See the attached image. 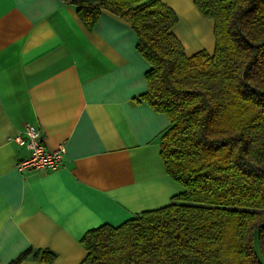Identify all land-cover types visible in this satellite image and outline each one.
<instances>
[{
	"label": "crops",
	"instance_id": "crops-1",
	"mask_svg": "<svg viewBox=\"0 0 264 264\" xmlns=\"http://www.w3.org/2000/svg\"><path fill=\"white\" fill-rule=\"evenodd\" d=\"M192 56L215 50V22L195 0H161ZM122 17L103 11L92 29L65 0H0V264H80L85 233L169 205L184 192L166 172L159 136L170 125L142 96L151 68ZM40 128L64 145L56 170L21 171L30 151L10 138Z\"/></svg>",
	"mask_w": 264,
	"mask_h": 264
},
{
	"label": "trees",
	"instance_id": "trees-1",
	"mask_svg": "<svg viewBox=\"0 0 264 264\" xmlns=\"http://www.w3.org/2000/svg\"><path fill=\"white\" fill-rule=\"evenodd\" d=\"M88 29L103 11L131 24L151 68L142 96L170 125L166 172L184 192L167 206L88 230L80 264H264V0H195L215 50L192 56L161 0H65ZM52 262L51 250L29 249Z\"/></svg>",
	"mask_w": 264,
	"mask_h": 264
},
{
	"label": "built area",
	"instance_id": "built-area-1",
	"mask_svg": "<svg viewBox=\"0 0 264 264\" xmlns=\"http://www.w3.org/2000/svg\"><path fill=\"white\" fill-rule=\"evenodd\" d=\"M10 140L30 151L29 157L20 161L17 165L21 171L56 170L63 164L66 153L64 145L54 150L48 149L44 143L42 130L34 125L28 124L23 132L12 136Z\"/></svg>",
	"mask_w": 264,
	"mask_h": 264
}]
</instances>
